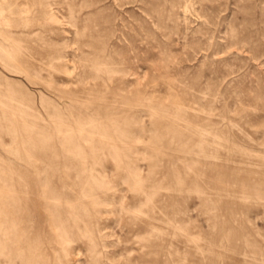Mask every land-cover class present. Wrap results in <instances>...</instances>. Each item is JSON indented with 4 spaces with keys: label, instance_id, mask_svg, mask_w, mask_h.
<instances>
[{
    "label": "rangeland",
    "instance_id": "374dc122",
    "mask_svg": "<svg viewBox=\"0 0 264 264\" xmlns=\"http://www.w3.org/2000/svg\"><path fill=\"white\" fill-rule=\"evenodd\" d=\"M0 264H264V0H0Z\"/></svg>",
    "mask_w": 264,
    "mask_h": 264
},
{
    "label": "bare ground",
    "instance_id": "6f19581e",
    "mask_svg": "<svg viewBox=\"0 0 264 264\" xmlns=\"http://www.w3.org/2000/svg\"><path fill=\"white\" fill-rule=\"evenodd\" d=\"M49 197V196H48ZM52 199V198H51ZM48 200H50V198L48 199ZM52 201H53V199H52Z\"/></svg>",
    "mask_w": 264,
    "mask_h": 264
}]
</instances>
